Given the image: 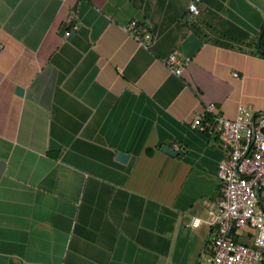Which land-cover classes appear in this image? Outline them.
Wrapping results in <instances>:
<instances>
[{"label": "crops", "instance_id": "obj_1", "mask_svg": "<svg viewBox=\"0 0 264 264\" xmlns=\"http://www.w3.org/2000/svg\"><path fill=\"white\" fill-rule=\"evenodd\" d=\"M188 6L0 0V264H210L230 147L192 122L264 111V0Z\"/></svg>", "mask_w": 264, "mask_h": 264}, {"label": "built area", "instance_id": "obj_2", "mask_svg": "<svg viewBox=\"0 0 264 264\" xmlns=\"http://www.w3.org/2000/svg\"><path fill=\"white\" fill-rule=\"evenodd\" d=\"M199 1L189 0L190 12H199ZM124 29L146 47L156 37L138 19L130 20ZM190 60L172 52L166 63L170 70L180 74ZM202 123L223 135L230 147L218 163L223 195L210 210L217 225L210 264H264V111L254 112L241 104L236 118L215 114L206 121L196 113L192 127ZM201 220L195 216L190 225L197 226ZM244 232L250 242L239 238Z\"/></svg>", "mask_w": 264, "mask_h": 264}, {"label": "water", "instance_id": "obj_3", "mask_svg": "<svg viewBox=\"0 0 264 264\" xmlns=\"http://www.w3.org/2000/svg\"><path fill=\"white\" fill-rule=\"evenodd\" d=\"M22 91H23V88L21 86H19L18 92H22ZM162 149L167 151L168 153H171V154H177V152H178L176 149H174L172 146H170L168 144H163ZM128 156H129V153L124 152V151H120L118 153V157L123 161H125L128 158Z\"/></svg>", "mask_w": 264, "mask_h": 264}, {"label": "trees", "instance_id": "obj_4", "mask_svg": "<svg viewBox=\"0 0 264 264\" xmlns=\"http://www.w3.org/2000/svg\"><path fill=\"white\" fill-rule=\"evenodd\" d=\"M262 44H264V35L262 36Z\"/></svg>", "mask_w": 264, "mask_h": 264}]
</instances>
